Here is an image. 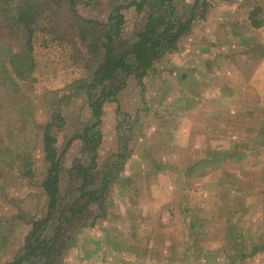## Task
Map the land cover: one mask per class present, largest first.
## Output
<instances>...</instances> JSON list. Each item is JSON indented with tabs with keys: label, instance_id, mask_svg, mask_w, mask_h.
<instances>
[{
	"label": "rangeland",
	"instance_id": "obj_1",
	"mask_svg": "<svg viewBox=\"0 0 264 264\" xmlns=\"http://www.w3.org/2000/svg\"><path fill=\"white\" fill-rule=\"evenodd\" d=\"M102 1L100 8L78 5L76 12L105 18L110 1L124 0ZM196 1L193 26L177 48L154 63L142 84L131 74L116 100L105 103L91 171L98 183L105 175L112 179L100 202L64 225L54 264H264V0H175L178 13ZM257 6L260 27L249 18ZM123 11L128 35L137 13ZM40 16L62 24L59 29L76 18L67 7L50 21V13ZM3 21L0 264H7L23 253L33 221L49 209L39 125L53 110L62 113L53 131L61 152L82 131L90 109L83 96L63 95L67 84L89 74L84 61L69 66L56 46L34 50L33 81H25L19 73L29 59L18 56L26 51ZM214 153L211 164L202 161ZM76 157L90 163L78 138L63 157L59 210L86 201L71 170ZM57 225L55 213L42 237ZM254 245L262 248L241 259Z\"/></svg>",
	"mask_w": 264,
	"mask_h": 264
},
{
	"label": "trees",
	"instance_id": "obj_2",
	"mask_svg": "<svg viewBox=\"0 0 264 264\" xmlns=\"http://www.w3.org/2000/svg\"><path fill=\"white\" fill-rule=\"evenodd\" d=\"M62 1L0 0V18L3 17V22H6L4 25L9 29L8 35L16 36L19 46H23L26 51L23 56H18L23 60L29 59L19 73L22 79L27 77L25 81H33L29 78H31L32 69L36 66V61L34 56H30L31 53L34 50L52 46L59 48V52L68 61L69 66L74 67L84 61L85 69L89 70L88 75L84 73L73 83L67 84L65 87L68 88L63 94L67 98L72 95L83 96L87 101L90 114L82 131L75 134L68 141L67 147L60 152L57 147L58 138L53 131L56 127H61L56 122L64 121L62 113L53 110L51 120L39 125L44 143L45 160L48 164L43 187L48 197L49 209L45 217L33 221L32 230L26 237L23 253L7 264H54L57 253L60 252L57 248L62 242L60 237L64 225L69 224L83 210L89 209L93 203H98L104 198L112 178L109 177L110 174L105 175V178L98 183L97 176L91 171L96 166L98 148L103 139L99 127L102 123L104 105L108 101L116 100V96L126 86L127 78L131 74L136 73L142 84V78L154 63L168 50L177 48L179 40L187 35L193 26L194 10L198 4L196 1L188 13L181 16L175 0H124L119 3L110 1L113 3H109L111 8L107 17L93 18L80 16L76 12V7L83 5L100 8L99 6L103 5L102 0ZM64 5L76 18L69 19L68 29L66 25L65 29H59L62 24L59 27L57 22L53 23L50 20L52 16L57 15L61 7L65 8ZM130 8L137 13V19L132 32L126 35L129 19L123 9ZM260 10L261 8L257 6L249 14L251 23L255 27L263 25V20L258 15ZM41 13L42 15L50 13L48 19L50 22L47 23V19H41ZM80 43L83 48H87V52L79 47ZM13 58L14 54L11 62L14 61ZM49 93L53 92L49 91ZM55 93L59 94V91L56 90ZM27 107L30 109L29 104ZM76 138L81 140L83 152L90 156L89 164H85L80 157H76L71 167L74 176L82 181L79 188L80 197H85L86 201L80 205L74 201L66 208L59 210L60 180L64 169L63 157ZM125 156L124 151L121 161ZM116 165H119V162ZM31 172L28 173L31 174ZM55 213L58 216V225L54 233L48 238L42 237L43 226ZM261 248L254 245L252 252L243 251L240 258L252 256ZM213 254L207 252L206 257Z\"/></svg>",
	"mask_w": 264,
	"mask_h": 264
},
{
	"label": "crops",
	"instance_id": "obj_3",
	"mask_svg": "<svg viewBox=\"0 0 264 264\" xmlns=\"http://www.w3.org/2000/svg\"><path fill=\"white\" fill-rule=\"evenodd\" d=\"M257 54H258V52H257ZM260 55V54H259ZM263 56H264V52H263ZM262 62H264V59L262 60ZM261 62V63H262ZM260 64H258L257 66H259ZM263 146H264V144H263ZM214 156H212V154L209 156V157H206L205 159H203L202 161H204L205 163H212L215 159V153L213 154ZM225 157V156H224ZM225 159H227V157H225Z\"/></svg>",
	"mask_w": 264,
	"mask_h": 264
}]
</instances>
